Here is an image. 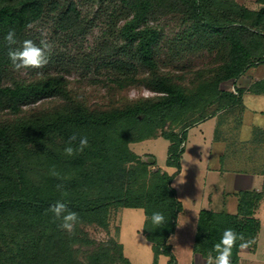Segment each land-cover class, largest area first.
I'll return each instance as SVG.
<instances>
[{
	"label": "trees",
	"instance_id": "1",
	"mask_svg": "<svg viewBox=\"0 0 264 264\" xmlns=\"http://www.w3.org/2000/svg\"><path fill=\"white\" fill-rule=\"evenodd\" d=\"M257 1L259 9L236 0H0V264H134L115 237L98 241L86 229L109 228L115 206L143 208L155 253L177 264L168 243L181 207L173 176L152 170L131 144L164 136L175 160L198 121L225 112L241 123L243 94H264V77L238 92L222 85L264 63V0ZM168 24L177 31L168 33ZM13 28V47L25 39L52 45L45 67L13 68L4 39ZM142 86L155 94L129 95ZM74 133L86 135L88 147L81 152L76 141L68 156ZM254 140L264 142L263 128H254ZM263 197L264 188L245 190L235 213L203 209L196 250L215 255L228 228L253 248ZM58 200L79 214L75 235L49 211ZM154 211L165 225L152 224Z\"/></svg>",
	"mask_w": 264,
	"mask_h": 264
},
{
	"label": "rangeland",
	"instance_id": "2",
	"mask_svg": "<svg viewBox=\"0 0 264 264\" xmlns=\"http://www.w3.org/2000/svg\"><path fill=\"white\" fill-rule=\"evenodd\" d=\"M239 4L247 6L252 9H259L262 5L257 0H236ZM168 33L172 30L177 31L178 27L173 24L165 26ZM245 77L240 82L237 80H230L223 83L222 87L238 92L236 89L237 83H247L250 77L256 74L261 77L264 75V63L257 66L250 67L245 72ZM79 75H72V80L77 81L75 84L79 86L82 78ZM94 91V95H97ZM155 93L147 87H132L129 91L131 97L137 96H151ZM245 103L247 110L245 114V123L243 125V133H251L254 121L264 120V95L256 93H246ZM260 108L263 111L254 112L252 108ZM223 118L215 122L213 117L199 122L197 125L191 126L187 129L182 147L184 151L175 160L170 158V140L164 136L156 138H149L131 144L132 149L140 154L144 160L150 163L152 170L159 168L161 171L167 172L173 176L172 186L177 190V197L181 202V207L177 212L176 224L174 231L171 233L168 243L173 246V253L178 264H192L196 262L195 252L191 249L192 237L198 229V222L200 217V203L201 200L207 199V194L211 193L209 189V182L205 181V169L210 164V154L213 149V138L216 136L220 138L225 134L229 128L228 138H234L238 129L237 123L238 114H224ZM227 123V124H226ZM216 127V131H215ZM180 130V128H178ZM240 150L236 149L233 144H229L226 155L223 157L224 164H238L239 156H234ZM235 160V161H234ZM216 157L212 161L213 165L217 163ZM195 168V169H192ZM183 170V173L177 177ZM174 180V181H173ZM264 204V201L262 202ZM261 204V208L262 205ZM260 209V213H262ZM146 214L143 208L115 206L111 209L109 228H103L98 225H87L86 229L89 235L98 241H106L109 237H115L122 243L125 255L134 264H170L171 256L166 253L156 254L152 241H150L145 233ZM264 223V221H263ZM196 238V235H195ZM262 244L264 245V228L262 233ZM202 262L205 261L202 259ZM241 262L249 264L246 258ZM237 264H240L238 260Z\"/></svg>",
	"mask_w": 264,
	"mask_h": 264
},
{
	"label": "crops",
	"instance_id": "3",
	"mask_svg": "<svg viewBox=\"0 0 264 264\" xmlns=\"http://www.w3.org/2000/svg\"><path fill=\"white\" fill-rule=\"evenodd\" d=\"M247 72V71H246ZM246 73L242 74L238 78V82L245 77ZM256 76V74L250 77L247 80V83L238 84L237 87L248 88L254 81L263 78ZM246 93H255L252 91L246 90L243 94V104H244V113L243 119L241 123H238L237 126L238 133L234 138H228V133L231 130L229 128L225 131V134H222L220 138L214 136L213 138V149L210 154V164L207 165L205 169V178H207L206 182H209V189L211 193L207 194V199L201 200L200 208L198 209L201 212L203 209H210L216 212L227 211L230 213L237 212L238 209V192L245 190H257L261 191L264 188V142H256L254 140V128H262L257 127L256 124L252 125L251 133L245 134L243 133V125L245 123V114L247 110V105L245 103ZM258 95H264L262 93H256ZM254 112L263 111L260 108H252ZM264 112V111H263ZM228 113H222L217 116H211L215 119V122L218 123V119L223 118ZM210 118V117H208ZM206 118V119H208ZM226 121H229L227 118H223ZM205 120V119H203ZM201 120V121H203ZM195 123L197 125L199 122ZM227 124V123H226ZM192 125V126H194ZM191 127V126H190ZM264 129V128H263ZM216 131V127H215ZM241 137H250L249 139L242 140ZM229 144H233L236 149L240 150L239 153H236L234 156H239L238 164H241L237 167L235 164H224L223 157L226 155L227 148ZM216 157L217 163L216 165L212 164L214 158ZM235 161V160H234ZM195 169V168H192ZM183 173V170L175 176L174 180L179 177ZM173 180V181H174ZM176 190V188H175ZM177 194V190H176ZM178 195V194H177ZM264 197L260 202V205L256 211V216L261 221V228L258 233L256 245L252 247H240L239 251V260L240 264H244L241 262V259H245L249 261V264H264V245L262 244V233L264 228ZM261 204L262 208H261ZM260 209H262V213L259 214ZM197 232H195L194 237H192L191 249L195 252V260L196 262H192V264H207V259L196 250V238ZM172 246V245H171ZM173 249V246H172ZM173 251V250H172ZM202 259L205 263L202 262ZM178 264V262H177ZM191 264V263H190Z\"/></svg>",
	"mask_w": 264,
	"mask_h": 264
},
{
	"label": "clouds",
	"instance_id": "4",
	"mask_svg": "<svg viewBox=\"0 0 264 264\" xmlns=\"http://www.w3.org/2000/svg\"><path fill=\"white\" fill-rule=\"evenodd\" d=\"M8 47V56L12 62V66L15 70L22 69H41L45 67L49 61V56L52 51V45L46 40H41L37 45L31 39H25L20 43V47H13L17 45V34L15 29H10L4 37ZM257 127L264 128V120L254 121ZM250 137H241L242 140L249 139ZM78 141V150L83 151L88 147V137L86 135H79L74 133L68 138L67 146L64 152L68 156H72L76 149H74V142ZM50 174L54 177H58L60 174L53 167L50 170ZM58 189H61L62 195L67 197L68 193L62 190V185H57ZM49 211L53 213L54 219L59 220L58 227L68 233L70 236L75 235L76 226L80 222L79 214L75 211H71L68 205L62 200L56 201L50 205ZM145 219H148L145 217ZM151 222L155 227H161L166 224V218L162 212L154 211L150 217ZM241 241L240 247H247L248 243L245 242L242 233L236 232L232 228L225 229L219 243L214 244L213 252L209 253L207 257V264H232V252L236 246L237 241Z\"/></svg>",
	"mask_w": 264,
	"mask_h": 264
}]
</instances>
